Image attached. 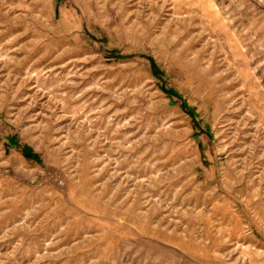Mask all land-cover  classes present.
<instances>
[{
  "label": "rangeland",
  "instance_id": "rangeland-1",
  "mask_svg": "<svg viewBox=\"0 0 264 264\" xmlns=\"http://www.w3.org/2000/svg\"><path fill=\"white\" fill-rule=\"evenodd\" d=\"M0 264H264V0H0Z\"/></svg>",
  "mask_w": 264,
  "mask_h": 264
},
{
  "label": "trees",
  "instance_id": "trees-1",
  "mask_svg": "<svg viewBox=\"0 0 264 264\" xmlns=\"http://www.w3.org/2000/svg\"><path fill=\"white\" fill-rule=\"evenodd\" d=\"M148 59L150 61V67H151L152 74L159 77L160 76V71H159L157 65L155 64V62L153 61V58L148 57ZM169 92L176 95L175 91H173L172 89H169ZM24 149L25 150L23 151V154L26 157L36 158V155L34 153H32L29 148L24 147Z\"/></svg>",
  "mask_w": 264,
  "mask_h": 264
}]
</instances>
